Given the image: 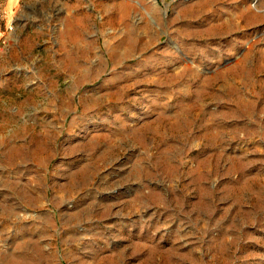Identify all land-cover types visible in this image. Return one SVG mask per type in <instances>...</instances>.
<instances>
[{"label":"rangeland","instance_id":"374dc122","mask_svg":"<svg viewBox=\"0 0 264 264\" xmlns=\"http://www.w3.org/2000/svg\"><path fill=\"white\" fill-rule=\"evenodd\" d=\"M0 264H264V0H0Z\"/></svg>","mask_w":264,"mask_h":264}]
</instances>
